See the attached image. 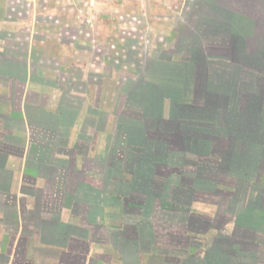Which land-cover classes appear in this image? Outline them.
Returning a JSON list of instances; mask_svg holds the SVG:
<instances>
[{
    "label": "crops",
    "instance_id": "crops-1",
    "mask_svg": "<svg viewBox=\"0 0 264 264\" xmlns=\"http://www.w3.org/2000/svg\"><path fill=\"white\" fill-rule=\"evenodd\" d=\"M209 12L200 20L208 25L191 23L183 30L179 28L177 37L169 40L173 49L162 52L159 59H150L154 77H149V81L155 85L145 90L141 79H131L133 93L142 98L144 110L141 115L136 109L143 121L132 122L136 125L134 135L111 127L110 74L102 76L99 85L86 81V103L96 99L97 107L102 104L100 111L105 120L101 132L87 134L89 144L86 143L83 155L79 142L84 118L78 110L71 119L56 110L61 96L59 81L49 82L47 97L40 99L37 92H32L38 83L31 53L19 58L21 66L0 71V264H264V219L260 223L253 221L254 216L264 218V209L227 210L225 204L217 207L219 197H207L205 188V174L210 170L216 183H226L225 176L234 175L241 183L250 185L254 178H244L239 173L238 161H234L241 155L250 153V159L244 157L249 160L244 162L246 169L254 171L264 166V161L253 160L258 144L255 136H262L264 143V134L252 131L258 127L255 119H264V20L256 18L260 35L237 34L228 32L229 29L226 33L215 32L212 27L222 20L229 25L233 22L234 11L212 7ZM9 15L11 12L0 19V55L15 59L11 52L3 53L5 41L15 39L17 34L15 21ZM203 27L212 31L202 32ZM27 38L29 41L30 36ZM56 47L62 71L84 68L76 57L77 51L58 44ZM61 79L64 81L65 77ZM141 86L145 88L138 93ZM161 87H167L168 92ZM129 93L132 92L128 96ZM124 98L125 95L117 97L116 104L121 101L118 104L123 107ZM43 99L45 105L41 103ZM100 135L105 136L107 144L98 151L99 146L89 136ZM215 141L221 143L228 159L225 164L223 153L214 148ZM68 153L69 158L72 156L70 171L81 167L79 157L91 159V168L72 194H78L81 186L99 185L98 199L103 201L109 194L104 186L116 181L119 192L112 194L113 198L119 207H124L125 216L134 214L132 221L128 222L118 211L109 210L106 214L99 209L92 215L89 209L85 212L87 221L82 223L84 229H79L73 205L62 203L78 201L79 197L62 189L69 176L61 163L67 161L63 156ZM101 154L104 157L97 162ZM46 170H52L53 178ZM98 174L107 182L96 183ZM214 192L215 196L227 198L233 194L216 188ZM149 200L168 202L169 207L163 209L158 203L149 215L154 241L149 248H143L144 229L140 221L143 202ZM128 202H138V206L132 207ZM159 217H164L165 222L161 223ZM192 219L203 222L202 228L199 225L194 229ZM175 220L180 222L178 226L174 225ZM210 231V246L203 248L200 236ZM112 234L122 237L124 242L112 243ZM178 235L187 246V256L181 254L174 259L169 254L175 251L168 250L167 255L157 252L166 251L168 241ZM122 245L134 249L132 261L122 256ZM196 248L201 250L199 256L194 253Z\"/></svg>",
    "mask_w": 264,
    "mask_h": 264
},
{
    "label": "rangeland",
    "instance_id": "rangeland-1",
    "mask_svg": "<svg viewBox=\"0 0 264 264\" xmlns=\"http://www.w3.org/2000/svg\"><path fill=\"white\" fill-rule=\"evenodd\" d=\"M212 7L218 9L228 7L234 11L232 14L234 17L233 22L229 25L226 21L224 22L222 20L220 24H215L216 26L212 27L215 28V32L218 30L224 33L228 31L226 29H229L228 32L231 31L237 34L241 32L245 34L248 32L251 33V35L261 34V27L258 25L256 18L261 19V21L262 19L264 20V0H0V19L6 18L7 13L9 14V12H11L8 18L15 21L14 24L16 25L17 33L15 34V39H11L12 41H5V48L3 49V53L10 54L11 52V55L14 54L15 59L11 56L0 55V71H5L11 67H17L19 64L21 66L23 63L22 59L20 60L19 58L24 59L31 53L32 69L36 76L35 80H37L38 83L36 84L38 86L33 87L32 92H37L40 99H42L43 96L47 97L49 82L54 83L59 81V85H61L59 90L61 96L58 98L55 107L56 110H61L67 119L73 118L78 110L79 114L84 118V124L80 127L81 142H79L82 144L79 150L83 155V149L86 143L89 144L87 134H92V131H94V134L97 135V130L101 132L103 129V120H105V117L100 111L102 110V104L97 107L96 99H93V102H90V104L86 103V81H94L99 85L102 76H108V74H110L112 81L110 95L112 98L108 105V109L111 113V127L113 129L115 128L116 131L118 127H120L122 130L129 131L130 134L134 135L133 128H135L136 125H132V122L143 119H140L136 109L141 112V115L144 110L142 109V98L140 96L136 98L135 96L137 93H133V89L135 88L133 87L134 83L131 79L138 77L139 80L141 79L140 85L144 84L143 86L147 88L142 86L139 87L138 93H141L144 88L145 90L150 89V85H155L153 84L154 81H149V77H154L151 76L153 73L150 69L152 66L150 59H159L162 52L167 49H173V45L169 40L177 37L179 28L183 30L185 27H190L191 23L196 25L200 24L201 18H206L208 15L207 13H210L209 9ZM210 19H212V17H210ZM203 23H201V25ZM204 24L208 25V23ZM31 27V31H28L27 29ZM200 29H202V32L212 31L207 30L205 27ZM259 32L260 34H258ZM27 36H30L29 41ZM45 39H47V41H45ZM29 42H31L30 48H28ZM57 44L59 47H69L77 51L76 57L80 65L84 64V68L68 69L66 73L62 71L59 66L61 65L58 59L59 54L56 55ZM59 52H61V50H59ZM62 56H64L63 52ZM14 70L18 71L17 68ZM62 77H65L64 81L61 79ZM74 78L80 81L76 82L71 80ZM17 83L18 80L16 85H18ZM166 88L167 87H161L160 89L168 92ZM130 91L132 92L131 95L129 93L131 97L128 96V92ZM105 95L107 96V91H105ZM122 95H125L126 98L122 101L123 107H120L118 103L121 101L118 102L117 100L116 104V99L117 97H122ZM129 99L132 101L128 102L127 100ZM45 101L46 100L43 99L41 103L45 105ZM92 115H94V119ZM142 124L144 125V123ZM91 136H89L90 140L92 141V139H94L95 145L100 148L98 151H101L102 147L107 144L105 136L100 135L98 138L97 136L94 138ZM58 142L60 143L62 140L59 139ZM217 142L218 141H215L214 148H217V151L223 153L222 161L225 164V162H228V159L225 158V154L222 150L223 148L220 147L221 143ZM248 150L250 149L248 148ZM245 154H248V152ZM64 155L63 158L67 161L64 162L63 160L61 165L67 167V172L65 174L67 176L68 173L69 177L67 176V182H65L64 187H62L63 192L69 195L71 194L73 197L79 195V197L77 198L78 201L67 200L65 202L63 200L62 203L63 206L64 204L66 205V203L73 205L75 210L74 215L76 214L75 216H77L75 218L79 220V229H81V231L84 229L82 223H86L87 216L85 218V212L89 209L92 215L95 213L97 214L99 209H101L103 213L112 210L113 212L118 211L125 216V213L122 211L124 207H119L117 200L113 198V195L119 192L118 187H116L114 183L116 181H114L112 185L107 184V187L104 186V190L106 192L108 191L109 194H107L106 200L103 201L98 199L97 187H99V185H95L94 187L90 185L89 187L81 186L77 192L78 194H72L75 187H77L79 182L82 181V178H84L86 170L89 169L88 167L91 168V159H87L85 155L79 157V166H84L85 169L79 167L76 168V170L70 171L72 156L71 158L69 157L71 153ZM102 157H104L102 154L98 155L96 158V160L98 159L97 162H101ZM244 157L250 159V153L248 156L241 155L234 161H238L239 165L237 166H240L239 173L242 172L244 178H254V180L250 182V185L241 183V180L235 179L234 175L225 176V180H227L226 183L220 182L218 179V183H216L213 176H211L213 172L211 170L206 171V196L219 197L217 199V207L218 205L220 207V205L222 206L225 204L227 210L240 207H243L244 210L248 208L252 209L253 207H258L257 209L259 210L264 209V188H262V186H264V166L254 171H251L249 168L246 169L244 162H249V160L244 159ZM216 159L214 158L215 161H217ZM93 161L95 160L93 159ZM213 166L215 167V164H213ZM214 167L212 169H214ZM94 169L97 170V168ZM248 172L250 173L246 176ZM46 173L53 178L54 174L52 170H46ZM102 177L101 174L96 175V183L100 184L102 180L106 183V179L104 180ZM116 177H119V175L116 174ZM110 181H112V179H110L109 182ZM228 181H230V183ZM215 188L231 191L233 194L230 198L221 194L215 196L214 193H217L214 192ZM153 190H155V188H153ZM154 194L155 192L153 195ZM110 195L112 197H110ZM158 203L164 207L163 209H168L169 207L168 202L161 203L155 202L154 200L143 202L144 213L140 221V225L143 226L144 229L142 235L143 248H149L154 241L150 232V220L152 219L149 218V215L153 212ZM207 203L209 205L211 201ZM129 204L132 207L135 205L138 206V202H128V205ZM108 213L109 212L106 214ZM132 215L134 214L128 213L125 219L128 220V222L132 221L134 219ZM103 218V216L100 217L101 220H103ZM162 219H164V217L158 218L161 223H164L166 219ZM262 219L264 218L260 215L259 217L254 216L253 221L260 223ZM136 220L139 222V218H136ZM116 222L117 220L114 221V224ZM191 223L194 229H198L199 225L202 228L203 222L197 221V219H192ZM99 224L101 223L99 222ZM136 224L139 225L137 222ZM179 224L180 222L175 220L174 225L178 226ZM212 231L208 232L206 235L200 236L201 240L204 242L203 248H208L210 246V239L213 236ZM194 235L197 236L196 233ZM97 236L100 235L97 234ZM116 236L117 235L112 234V243L115 242V240H119L120 243L124 242L122 237L118 238ZM182 243L183 239L180 235L174 236V238L168 241V248L166 251L161 249L157 250V252L167 255L168 250L175 251L174 254H169V257L174 259H178L181 254L187 256L189 253L186 248L187 246H184ZM121 248L120 252H122V256L127 257L128 262L132 261L130 259L134 257V249L129 247V245H126V247L122 245ZM191 249L194 250V247H191ZM200 251L201 250L196 248L194 251L196 256H199Z\"/></svg>",
    "mask_w": 264,
    "mask_h": 264
},
{
    "label": "trees",
    "instance_id": "trees-1",
    "mask_svg": "<svg viewBox=\"0 0 264 264\" xmlns=\"http://www.w3.org/2000/svg\"><path fill=\"white\" fill-rule=\"evenodd\" d=\"M256 126H258L256 129L252 128V131H256V134H264V119H255ZM260 120V121H257ZM251 131V130H250ZM258 144L255 146V153L253 155V160L257 163V161L262 162L264 161V143L261 142V139L263 140L262 136H255ZM251 148V145H249Z\"/></svg>",
    "mask_w": 264,
    "mask_h": 264
}]
</instances>
